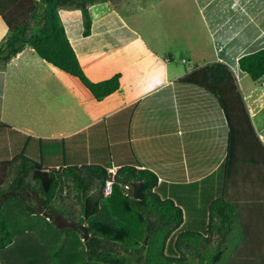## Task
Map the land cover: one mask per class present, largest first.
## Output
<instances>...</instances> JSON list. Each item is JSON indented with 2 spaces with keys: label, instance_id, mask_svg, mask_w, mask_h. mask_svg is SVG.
<instances>
[{
  "label": "crops",
  "instance_id": "obj_1",
  "mask_svg": "<svg viewBox=\"0 0 264 264\" xmlns=\"http://www.w3.org/2000/svg\"><path fill=\"white\" fill-rule=\"evenodd\" d=\"M88 12L91 32L83 37L81 12L58 10L86 77L97 83L118 74V90L96 101L26 46L0 66V162L21 154L49 170H149L155 193L182 210L190 231L203 228L222 196L244 214H261L264 90L256 83L264 76L251 81L238 59L264 48V0H123L90 4ZM7 33L0 16V47ZM173 38H184L177 60ZM213 63L235 79L236 89L227 83L221 93L229 117L215 96L179 82Z\"/></svg>",
  "mask_w": 264,
  "mask_h": 264
},
{
  "label": "trees",
  "instance_id": "obj_2",
  "mask_svg": "<svg viewBox=\"0 0 264 264\" xmlns=\"http://www.w3.org/2000/svg\"><path fill=\"white\" fill-rule=\"evenodd\" d=\"M120 1L123 0H19L10 7L0 5V16L8 29L0 47V66L28 46L43 61L77 78L96 101H102L118 90L120 76L117 74L97 83L86 77L67 39L58 10H79L82 35L87 37L92 24L89 5ZM37 20L40 25L27 35L31 24ZM238 68L251 81L260 80L264 76V48L240 57ZM179 82L197 86L215 96L229 117L221 93L227 89V83L231 84V92L236 88L235 79L226 66L206 64L184 75ZM2 128L6 125L0 122ZM110 179L107 170L99 166L49 170L21 154L0 162L2 264L48 262L33 251L31 255L22 254L20 260L2 254L13 242L2 213V207L11 197L17 201H14L15 208L26 217L36 215L38 221L47 220L60 234L84 238L80 230L66 223L64 227L55 226V218L86 227L89 237L83 241L85 250L76 264H264V204L261 214L253 211L254 214L247 215L223 196L214 200L208 207L205 232L179 231L173 242L175 256L170 257L166 255V246L171 235L182 226L183 212L172 200L161 199L155 193L156 176L146 169L121 167L115 172L111 195L105 197L103 187ZM134 185L137 186L136 197ZM32 196L36 197L38 206L28 204ZM79 210L80 218L73 220ZM100 210L115 218L116 224L93 221ZM234 237L236 244L226 255L228 243ZM18 243L22 244L23 239L18 238ZM27 246L33 245L25 248Z\"/></svg>",
  "mask_w": 264,
  "mask_h": 264
},
{
  "label": "rangeland",
  "instance_id": "obj_3",
  "mask_svg": "<svg viewBox=\"0 0 264 264\" xmlns=\"http://www.w3.org/2000/svg\"><path fill=\"white\" fill-rule=\"evenodd\" d=\"M41 12L42 11L40 10L39 17L41 16ZM38 22L39 21L37 20L31 24L33 31L40 25V23ZM168 40L170 42L169 45L173 48V56H175V59L177 60L180 56L177 51L179 50L180 52L179 47H184V45L182 44L184 43V38H173ZM247 82V87H249L251 82L249 79H247L245 83ZM263 84L264 79L256 83V85L259 87L257 89H260L258 91L264 90ZM35 198V196L30 197V201L28 202V204H32V206L34 207L38 206L39 204L36 203L37 199ZM14 201L16 200L11 197L10 199L6 200L4 206L2 207V213L6 217L8 230L13 236L12 244L7 247L2 252V254H4L6 257H17V259L19 258L20 260L22 254L26 253L28 255H31L32 253L30 252L33 251L36 253L38 252L39 256L48 260V262H46L45 264H76L78 257H80L85 250L83 239L81 238V236H75L72 234H60L53 229L55 228L54 225L53 228L51 227L50 223L47 220L40 219V221H38L36 215L26 217L24 213L15 208ZM80 215L81 210H79L77 214H74L72 219L77 220V218H80ZM93 221H102L116 224L115 218H111L109 214H107L103 210L99 211V213L93 218ZM65 223L67 224V221H64L60 218H55L54 220L55 226L59 225L64 227ZM206 224L207 220L205 221V225L203 226V228H201L200 231L193 229L191 230L204 233L206 230ZM48 227H50L51 230H48ZM179 231L190 230H187L182 226L181 229L179 228V230L171 235L170 240L168 241L166 246V255L170 257L175 256V253L173 252V242L176 234ZM18 238L23 239L22 244L18 243ZM236 241L237 239L235 237L229 241L228 251L226 252V255L231 253L232 248H234V245L236 244ZM26 245L33 246H31L30 248L27 246V248H25ZM25 262L29 261H20L19 264H24Z\"/></svg>",
  "mask_w": 264,
  "mask_h": 264
},
{
  "label": "water",
  "instance_id": "obj_4",
  "mask_svg": "<svg viewBox=\"0 0 264 264\" xmlns=\"http://www.w3.org/2000/svg\"><path fill=\"white\" fill-rule=\"evenodd\" d=\"M133 187H134V197H136L137 186L134 185ZM67 226H68V227H71V228H76V229L80 230V231L82 232V234H83V237H84V238H83V241H86V240L88 239L89 235H88V233H87V229H86V227H84L83 225H78V224H76V223H74V222L68 220V221H67Z\"/></svg>",
  "mask_w": 264,
  "mask_h": 264
},
{
  "label": "built area",
  "instance_id": "obj_5",
  "mask_svg": "<svg viewBox=\"0 0 264 264\" xmlns=\"http://www.w3.org/2000/svg\"><path fill=\"white\" fill-rule=\"evenodd\" d=\"M108 175H110V181L106 182L104 188H103V195L105 197H108L111 195L112 193V184H113V178L115 176V172H112V171H108L107 172Z\"/></svg>",
  "mask_w": 264,
  "mask_h": 264
}]
</instances>
